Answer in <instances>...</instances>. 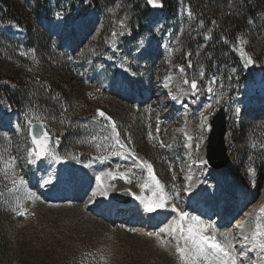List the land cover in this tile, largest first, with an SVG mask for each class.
<instances>
[{
	"label": "rangeland",
	"instance_id": "1",
	"mask_svg": "<svg viewBox=\"0 0 264 264\" xmlns=\"http://www.w3.org/2000/svg\"><path fill=\"white\" fill-rule=\"evenodd\" d=\"M36 1L40 0L24 1L28 12ZM147 2L104 0L95 6L87 0H47L52 16H41L37 23L42 26L44 20L59 19L62 24L58 29L47 30L48 41L36 38L41 45L38 52L27 47L23 30L16 26L17 33L12 34L7 30L10 23L0 25L4 27L0 31L17 43L14 53L31 63L27 71L32 83L48 87L44 95L58 107L34 111L30 113L31 119L23 120L0 105V120L6 123H0L6 127H0V247L8 244V264H181L175 253L176 240L172 238H179V231L172 235L160 232L175 226L170 219L166 224L172 225L165 227L164 223L162 228H132L125 222L131 214L105 221L90 210L103 203L105 186L114 192L129 190L135 195V204L139 200L138 207L146 212V204L158 202L160 195L164 197V207L151 213L187 212L184 182L189 176L202 179V172L209 167L201 165L210 127L205 122L204 132L200 133V111L211 120L221 107L227 115V155L242 176L241 185L248 189L247 195L252 191V180L258 191L245 199L246 211L257 207L248 238L251 240L257 219L264 229V214L259 211L264 207V109L258 113L246 105L252 103L253 97L258 99L264 94V9L255 22H247V30L234 42H225L229 54L224 51L215 57L207 50L212 30L204 29V21L196 19L190 9L187 11L185 1L175 0L164 10L149 3L160 9L153 12V17L142 16ZM204 6L214 12L210 23L213 28L227 19L229 1L213 7L212 1L206 0ZM91 11L98 17V34L70 24L71 14L80 12L79 17H84ZM207 19L209 16L204 17ZM138 27L142 30L137 31ZM145 45L159 52L140 65L134 55ZM4 54L7 56L8 52ZM210 59L213 63L209 68ZM7 65L3 63V67ZM122 71L141 80L142 92L148 98L130 102L113 92ZM171 75H178L180 81L172 88V94L158 88ZM184 80L197 81L195 95L190 83L185 84ZM180 89L187 94L183 109L173 105L174 94ZM209 104L211 108H207ZM98 111L115 122V131ZM33 122L44 128V135L38 140L45 143L42 155L32 151L36 148L29 132ZM186 122L188 131L184 128ZM107 157L109 180L104 186L98 184L103 187L95 195L89 188L79 200L43 196L42 189L54 185L64 189L82 181L80 174L61 176L62 170L66 173L71 166L83 167L94 159ZM148 164L152 165L162 193L149 178ZM223 172L216 177L208 175L204 185L208 192L231 201ZM183 223L187 229L188 221ZM202 223L212 225L205 235H215L218 241L226 243L224 234L228 233L231 242L234 240V223H227L225 229H217L209 220ZM156 233H160L159 238ZM233 242L238 255L239 248ZM179 243L184 246V240Z\"/></svg>",
	"mask_w": 264,
	"mask_h": 264
},
{
	"label": "bare ground",
	"instance_id": "2",
	"mask_svg": "<svg viewBox=\"0 0 264 264\" xmlns=\"http://www.w3.org/2000/svg\"><path fill=\"white\" fill-rule=\"evenodd\" d=\"M188 10V9H187ZM98 17L96 13L91 11L87 16L79 17L75 20L74 25L75 27H81L85 30L90 31L92 34H98L97 32L100 29V26L98 25ZM61 21L59 19L52 20V21H45L44 27L49 29H58L61 26ZM7 30L10 31V33L14 34L15 32V26L11 25L7 28ZM20 34V33H19ZM82 38V36H81ZM159 52L157 48H151L147 47L146 45L144 47H141L140 51L134 55V58L137 63L140 65L144 64V62L149 61L153 59L156 54ZM161 52V51H160ZM161 54V53H160ZM164 56L167 58L168 54L166 52L163 53ZM168 60V59H166ZM119 77V84L113 89V92L117 94L120 98L126 99V100H132L137 101L143 98L144 100L148 98V95L145 94V92H142L143 86L141 80L131 74L129 71H122L118 75ZM180 82L178 79V75H171L168 76L162 84L158 85V88H163V90L168 91L170 94H172V91L176 84ZM145 88V87H144ZM173 88V89H172ZM186 92L183 89H180L177 94H174L175 100L173 105H176L177 109H183L182 104L185 103L186 99ZM251 100V99H250ZM252 103L246 104L250 106L251 108H254L256 112L262 113V107L264 106V94L262 97H256L252 98ZM250 101V102H251ZM245 105V106H246ZM185 106V105H184ZM206 107V106H205ZM167 113L169 110H165ZM158 113V112H157ZM164 113V112H163ZM170 113H173L172 111ZM202 113V112H201ZM199 114V113H198ZM204 114V113H203ZM200 116V115H199ZM206 116V115H204ZM172 117V116H169ZM165 119V118H164ZM0 123L5 124L3 119L0 120ZM163 124V123H162ZM206 126V125H205ZM210 129H208V132L211 131V126L209 124ZM185 131L190 130L188 122L185 123ZM200 133L204 132V125L201 126V123L199 124ZM206 129V128H205ZM207 130V129H206ZM199 133V131L197 132ZM199 133V134H200ZM206 134V133H205ZM191 147V146H190ZM205 158L202 159L201 165L204 166L205 164ZM109 164V157L104 159H94L90 164L86 166H71L67 172L65 173L63 170L60 172V175L63 176L66 174V176L70 173L71 175L75 173V176L78 174L82 175V181L76 182L74 185H68L64 189H59V186H52L51 188L48 187V189L43 190L42 193L44 197L52 196V197H59V200L64 198H71L73 197L76 200L82 199L85 194L83 195V192L86 191V189L89 190L91 193H98L99 189L102 188L106 182L109 180V174L106 172V167ZM206 169V170H205ZM202 172V179H196L192 178L191 180L186 179L185 180V195L187 196V201L185 202L186 205V211L188 213L193 214V217H197L200 222L202 220H209L212 221V223L215 225L217 229H222L225 227L227 223H234V228L232 230V236L234 237L233 241H237L239 243H233L237 245L236 247L239 248V251H245V257L242 260V264H250V261L252 260L253 264H264V260H261L257 256V252L259 250H253V251H246V248H250L251 244L248 240L244 239V236H248L249 234V227L252 225L253 216L257 213V207L256 208H250L246 211L245 206V199L247 200L248 197H252L254 194H256L258 191H256V183L254 180L251 187H252V195L251 192L249 195H247V188L243 189L244 187L240 184V180L236 176V170H234V163L231 162L227 167L221 168V169H215L211 167L205 168ZM223 172V176L227 181V189L234 194V197H237V199H233L231 201H224L219 195H214L206 190V186L204 185V181L206 180V177L213 176L216 177L217 175L220 176V173ZM222 176V175H221ZM99 178V179H98ZM208 179V178H207ZM217 179H220V177H217ZM104 183L102 187H98V184ZM91 184V186H90ZM241 185V186H240ZM90 186V187H89ZM129 191V190H128ZM105 192V194H104ZM117 192V191H116ZM130 192V191H129ZM245 192V193H244ZM255 192V193H254ZM115 192L112 190V188H108L104 186L103 189V203H101L99 206L91 208L94 212H98L97 209L104 210L101 212H98L101 214L100 216H104L107 219H121L122 217L126 215L131 216L127 219L126 225L128 227L137 228L142 226V228H156L160 227L162 228L163 224L165 223L166 227V221L169 222V219L172 223L177 222V219L179 218V214L170 211L166 212H156V213H149L144 210H141L138 205H140L139 200L137 201L138 204H135L136 199L135 195H132V202L131 204L127 206H117L115 204H110L108 202L109 198L114 194ZM132 194V193H131ZM247 195V196H246ZM152 196V195H151ZM157 196V195H156ZM153 194V197H156ZM264 196V194H263ZM50 198V197H49ZM157 199V198H155ZM245 206V207H244ZM244 207V208H243ZM115 209L111 210L110 209ZM239 208L240 210L238 212H232L234 209ZM127 209L128 212L125 214L121 212V210ZM234 213V215L239 214L237 218H234V215L231 217L230 220H228V214ZM234 220V221H233ZM121 221V220H118ZM233 221V222H232ZM247 221L245 224V231L241 233L240 228L238 225L241 224V222ZM167 222V223H168ZM169 223L168 225H170ZM167 225V226H168ZM172 225V224H171ZM174 225V224H173ZM172 225V226H173ZM225 229V228H224ZM252 230V229H251ZM250 230V231H251ZM215 232V231H214ZM218 232V230H217ZM222 232V231H221ZM228 232V231H227ZM231 232V231H230ZM179 233V232H178ZM208 233V231H207ZM206 233V234H207ZM205 234V233H204ZM209 235V234H208ZM231 236V237H232ZM249 239V238H248ZM250 240V239H249ZM231 242V243H232ZM234 247V245H233ZM236 252V251H235ZM261 255H264V253H261Z\"/></svg>",
	"mask_w": 264,
	"mask_h": 264
},
{
	"label": "trees",
	"instance_id": "3",
	"mask_svg": "<svg viewBox=\"0 0 264 264\" xmlns=\"http://www.w3.org/2000/svg\"><path fill=\"white\" fill-rule=\"evenodd\" d=\"M24 1L0 0V25L8 23L16 25L24 31L27 47H33L38 52L41 45L38 44L36 38L40 37L48 41V36L37 21L41 16L50 18L52 15L49 13L47 0L36 1L34 8L30 10L31 12L27 11V2ZM87 1L90 5L98 6L104 0ZM184 1L188 4L194 17L201 19L202 22L204 21L203 28L212 30L207 50L211 51L215 57L220 52H226L229 47L227 44L234 42L238 35L246 31L247 22H255L258 13L264 9V2L260 0H209L212 1L213 7L230 2V7L226 14L227 19L218 27L213 28L210 23L214 12L207 11L204 6L206 0ZM110 2L112 3L113 0H110ZM156 3L160 9L164 10L174 5L175 0H156ZM156 9L147 2L144 4L142 16H146L151 11H157ZM205 16H209V19L204 20ZM136 30L140 31L142 27H138ZM16 47L17 43L8 39L0 31V105L6 112L15 111L20 117H23V120L31 119L32 115L30 113L34 111L57 110L56 103L44 95V91L48 87L32 83V79L29 78L30 74L27 71L31 63L14 53ZM5 52H8L7 56L4 54ZM227 54H229L228 51ZM3 63L8 64L7 68L3 67ZM212 63V59L207 62L209 68ZM237 66L242 69L241 65ZM49 91L53 92V90ZM99 222L105 223L100 220ZM7 246L8 244L0 247V264H8Z\"/></svg>",
	"mask_w": 264,
	"mask_h": 264
},
{
	"label": "snow or ice",
	"instance_id": "4",
	"mask_svg": "<svg viewBox=\"0 0 264 264\" xmlns=\"http://www.w3.org/2000/svg\"><path fill=\"white\" fill-rule=\"evenodd\" d=\"M149 3L153 4V6H159L156 3V0H149ZM115 35V33H113ZM248 62H251V58L248 59ZM191 66V65H189ZM181 72L184 71L183 68L180 69ZM203 75V74H201ZM185 84L191 85L192 94H196V90L198 88V84L196 80H192L189 82L188 80H184ZM208 92H212V88H208ZM219 103V101H217ZM212 105H207V108H211ZM98 115L103 117L106 120H109L112 123V128L115 131L116 125L115 122L111 121V118L106 116L103 111H98ZM203 117L201 121V126L207 121V117L204 116L203 112L201 113ZM188 139H191L190 137ZM33 144L36 145L34 148L33 154L42 155L46 151L45 143L38 141L36 138H33ZM148 170L149 178L152 182L156 184V187L163 192L162 187L159 184L155 174L152 170V165H146ZM99 179V178H98ZM187 179L191 180L192 177L189 176ZM20 183L23 184L24 181L21 178ZM95 195V193H94ZM164 207V197L160 195L158 197V202H149L146 204V210L149 212L155 211L157 208ZM259 211L264 214V207H261ZM20 215H24L23 212ZM180 221L176 222L175 226H170L168 229L162 228L160 232H167L169 235L179 231V238L173 236L172 238L176 240L175 245V253L178 256L181 264H242V260L245 257V251H240L237 255L232 247L231 240L229 239L230 234H224V240L226 243H221L217 240L215 235H205L204 233L208 231L209 228L212 227L211 224H203L199 221L197 217H189L187 212H180ZM188 221L187 229L184 227V221ZM195 222V224L193 223ZM247 221L241 222L238 227L240 228L241 233L245 231V224ZM186 233V234H185ZM149 235H153L150 233ZM157 238L160 237V233L155 234ZM184 240V246L181 247L179 241ZM245 240H248V236H244ZM251 244L250 248H246V251H253L258 249L257 256L264 260V229L261 228V225L257 219L255 231L252 232L251 240L249 241ZM162 243H167L162 241ZM226 258V259H225Z\"/></svg>",
	"mask_w": 264,
	"mask_h": 264
},
{
	"label": "water",
	"instance_id": "5",
	"mask_svg": "<svg viewBox=\"0 0 264 264\" xmlns=\"http://www.w3.org/2000/svg\"><path fill=\"white\" fill-rule=\"evenodd\" d=\"M2 29V27H0ZM2 128L5 126L0 125ZM211 131L207 138L205 148V159L209 167L215 169H221L228 166L230 159L227 155V148L225 145L226 134V114L223 107L212 116L210 121ZM30 136L40 140L44 135V128L38 122H33L30 125ZM110 204H116L117 206H127L132 202V194L128 190H122L115 192L108 200ZM90 212L94 213V211ZM96 214V213H94Z\"/></svg>",
	"mask_w": 264,
	"mask_h": 264
},
{
	"label": "built area",
	"instance_id": "6",
	"mask_svg": "<svg viewBox=\"0 0 264 264\" xmlns=\"http://www.w3.org/2000/svg\"><path fill=\"white\" fill-rule=\"evenodd\" d=\"M187 9H188V7H187ZM200 112H203V111H200ZM205 115H206V117H207V121H206V122H209V119H208V115H207V113H206Z\"/></svg>",
	"mask_w": 264,
	"mask_h": 264
}]
</instances>
